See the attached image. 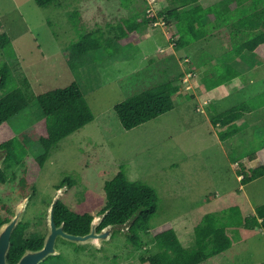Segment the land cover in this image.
<instances>
[{"label": "rangeland", "instance_id": "obj_1", "mask_svg": "<svg viewBox=\"0 0 264 264\" xmlns=\"http://www.w3.org/2000/svg\"><path fill=\"white\" fill-rule=\"evenodd\" d=\"M251 5V0L243 3L246 8ZM146 7L171 8L168 0H63L61 6L49 7H40L35 0H0V33L10 38L9 45L0 47V69L6 64L12 85L31 97L30 109L11 119L29 155L41 151L31 132L40 118L39 94L77 81L97 117L168 76L179 78L182 85L174 96L175 110L135 130L119 131L113 122L111 134L95 118L61 140L41 170L28 204L23 219L31 224L27 235L48 231V207L65 182L69 187L61 201L77 210L88 207L97 216L105 204V182L122 167L129 179L143 180L157 190L159 208L151 227L173 223L187 247L193 245L194 227L205 213L226 211L246 217L264 204V176L243 183L238 172L242 165H261L260 159L251 160L248 154L264 142V60L247 51L229 55L227 23L207 20L208 36L186 49L175 44L179 35L173 26L159 23L142 31L137 43H116L117 52L112 48L71 56V45L83 33L143 14ZM75 10L81 14L76 21L70 16ZM231 15H238L237 8ZM227 64L240 75L231 86L223 85V98L213 96L205 88L204 74ZM190 72L191 77L186 76ZM241 105L247 108L236 121L239 132L221 139L228 127L214 124L213 115ZM7 174V181L0 184V218H12L24 199L18 189L21 166L8 168ZM60 238L57 248L62 255L52 257L53 264H92L91 259L95 264H140V256L158 251L152 235L145 233L144 245L137 247L122 231H115L100 251ZM238 246L220 264H264V232L257 230Z\"/></svg>", "mask_w": 264, "mask_h": 264}, {"label": "trees", "instance_id": "obj_2", "mask_svg": "<svg viewBox=\"0 0 264 264\" xmlns=\"http://www.w3.org/2000/svg\"><path fill=\"white\" fill-rule=\"evenodd\" d=\"M35 1L40 7L61 6L63 2V0ZM244 1L234 0L231 4L227 3V0H168L171 7L168 10L155 11L146 7L143 14L123 18L116 24H108L107 28L99 27L83 33L80 39L71 45L70 54L86 56L101 50L111 51L112 48L117 52L120 48L116 43L123 46L137 43L141 40L142 31L161 21L166 26H173L174 32L179 35L177 47L186 49L205 39L209 34L206 21L215 20L219 24L225 22L229 25V55L239 56L247 51L264 60V0H251L252 5L247 8L243 7ZM262 3L263 7H260ZM235 8L238 11L237 16L231 15ZM70 16L75 18V21L81 19L78 10L71 12ZM9 43L8 35L1 32L0 47L5 48ZM239 75L234 65L227 64L223 69L214 68L206 72L204 85L207 90H213L236 81ZM178 79L172 75L168 76L161 82L117 103L97 117L86 99L81 84L77 81L65 88L51 89L39 94L36 100L40 108V118L35 120L31 132L40 142L41 151L33 156L29 155L27 147L20 141L11 123L13 117L30 109L31 97L20 86L12 85L13 80L5 64L0 69V148H7L8 154L3 161V168L0 169V184L7 181L8 168L20 165L19 192L24 197L33 191L35 194L40 172L61 140L95 118L101 129L113 134L114 129H111L113 122L117 123L119 131L127 132L172 112L176 108L174 96L182 89ZM246 108L243 105L236 106L213 115L214 124L228 127L220 134L221 139L239 132L236 121L242 118ZM248 156L251 160L260 159L261 165L254 168L242 165L238 168L243 183L264 176V142ZM124 168L105 182V204L97 214L109 210L101 223L102 226H106L123 223L140 207H144L131 227L132 235L125 236L128 242L142 247L144 243L141 234H150L158 246V251L148 256H140V264H220L230 255L233 256L235 248L239 250L238 244H242L243 241L246 243L257 230L264 232V204L257 206L246 217L227 214L226 211L209 212L195 225L193 245L187 247L182 243L173 223L167 222L156 228L151 227L152 219L159 208L157 190L143 180L129 179L128 171ZM66 180L69 179L65 178L64 181ZM93 205L91 203V207ZM54 216L58 225L64 223L66 231L77 235L86 234L94 218L88 207L77 210L61 199L56 204ZM10 218H0V226ZM30 225L29 222L22 221L14 230L8 254L10 260H17L26 249L34 250L42 246L45 234L31 232L27 235L30 232ZM231 229L234 230L230 232ZM240 250L242 252L245 249Z\"/></svg>", "mask_w": 264, "mask_h": 264}, {"label": "water", "instance_id": "obj_3", "mask_svg": "<svg viewBox=\"0 0 264 264\" xmlns=\"http://www.w3.org/2000/svg\"><path fill=\"white\" fill-rule=\"evenodd\" d=\"M7 148H0V169L3 161L7 157ZM69 183L65 182L53 197L48 207L47 226L48 231L44 238V244L39 249H26L20 260L16 264H40L50 256H58L61 251L57 248L59 237L75 242L78 245L91 243L98 249L102 248L104 242L109 241L115 231H122L125 235H132L131 227L144 207H140L130 218L123 223L108 224L98 231V227L104 221L109 210L95 216L91 222L90 231L85 235H76L65 231L64 224L57 225L54 211L56 204L67 191ZM34 191L24 197L18 205L15 215L0 226V264H9L7 257L12 245V235L16 227L23 221L28 204L33 196Z\"/></svg>", "mask_w": 264, "mask_h": 264}, {"label": "flooded vegetation", "instance_id": "obj_4", "mask_svg": "<svg viewBox=\"0 0 264 264\" xmlns=\"http://www.w3.org/2000/svg\"><path fill=\"white\" fill-rule=\"evenodd\" d=\"M64 224V223H63ZM58 225V224H57ZM103 226H105V225H103ZM102 225L101 226H99L98 227V231L99 230H101L102 229V227H103ZM66 231V230H65ZM89 231H90V229H89ZM88 231V232H89ZM68 232V231H67ZM87 232V233H88ZM47 233V232H46ZM46 233H45V235H46ZM70 233V232H69ZM86 233V234H87ZM73 234V233H72ZM45 235H44V238H45ZM77 235V234H76ZM85 235V234H84ZM60 238V237H59ZM62 238V237H61ZM60 238V239H61ZM43 244H44V241L42 242V246H43ZM87 245H91V246H93L97 251H100V249H98L96 246H94V245H92V244H87ZM41 246V247H42ZM40 247V248H41ZM61 255H62V253L60 254V255H58V256H51V257H49V258H47L44 262H42V263H40V264H53V258L52 257H54V258H60L61 257ZM22 257V255L17 259V260H14V261H12V260H10L8 257H7V260H8V263L9 264H16L19 260H20V258ZM91 263L92 264H95V262H94V260L93 259H91ZM56 264H62V263H60V262H58V263H56Z\"/></svg>", "mask_w": 264, "mask_h": 264}, {"label": "crops", "instance_id": "obj_5", "mask_svg": "<svg viewBox=\"0 0 264 264\" xmlns=\"http://www.w3.org/2000/svg\"><path fill=\"white\" fill-rule=\"evenodd\" d=\"M168 48H170V46H168ZM170 49L173 50V48H170ZM167 50H168V49H167ZM238 72H239V71H238ZM225 85H227V84H224V86H225ZM228 85H230V83H229ZM230 86H231V85H230ZM229 88H231V87H229ZM223 89H226V88L223 87V85H221V86H218V87L214 88L213 90H207V91H208V92H211V93L213 94V96H221V98H223V97L226 95V93H225V91H224ZM214 92H218L219 95L215 94Z\"/></svg>", "mask_w": 264, "mask_h": 264}, {"label": "built area", "instance_id": "obj_6", "mask_svg": "<svg viewBox=\"0 0 264 264\" xmlns=\"http://www.w3.org/2000/svg\"><path fill=\"white\" fill-rule=\"evenodd\" d=\"M151 5L153 4V1L150 3ZM150 10H154L153 7L150 8ZM159 23H164V22H159ZM159 23H156L155 25L159 24ZM165 24V23H164ZM192 73H188L186 76H189L191 77Z\"/></svg>", "mask_w": 264, "mask_h": 264}, {"label": "clouds", "instance_id": "obj_7", "mask_svg": "<svg viewBox=\"0 0 264 264\" xmlns=\"http://www.w3.org/2000/svg\"><path fill=\"white\" fill-rule=\"evenodd\" d=\"M175 44H176V42H175ZM159 50H160L161 52H165V51H167L166 48H159ZM100 249H101V248H100Z\"/></svg>", "mask_w": 264, "mask_h": 264}]
</instances>
